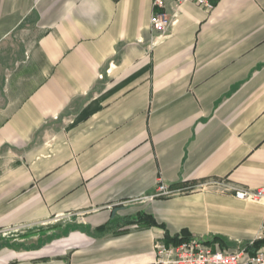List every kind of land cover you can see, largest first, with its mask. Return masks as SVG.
Returning <instances> with one entry per match:
<instances>
[{"label": "crops", "instance_id": "0c3cea01", "mask_svg": "<svg viewBox=\"0 0 264 264\" xmlns=\"http://www.w3.org/2000/svg\"><path fill=\"white\" fill-rule=\"evenodd\" d=\"M153 10L0 0V264H155L160 235L256 239L264 204L207 183L264 186V0L186 2L161 38ZM161 182L177 194L145 199Z\"/></svg>", "mask_w": 264, "mask_h": 264}, {"label": "built area", "instance_id": "2783aa9c", "mask_svg": "<svg viewBox=\"0 0 264 264\" xmlns=\"http://www.w3.org/2000/svg\"><path fill=\"white\" fill-rule=\"evenodd\" d=\"M186 2H192L207 11L215 7V0H153L154 10L150 18V26L157 38L166 36L179 15L180 7ZM170 3L173 4L172 10L168 9ZM207 185L219 186L237 199L264 204V186L256 188L230 186L219 180L210 181ZM175 194H177L176 190L161 182L154 193L145 199L152 200ZM261 239H264V219L255 240ZM254 241L234 250H228L216 239L190 236L178 237L176 242H168L166 236L160 235L154 242L155 264H264V250L247 252V246L252 245Z\"/></svg>", "mask_w": 264, "mask_h": 264}, {"label": "trees", "instance_id": "16d2710c", "mask_svg": "<svg viewBox=\"0 0 264 264\" xmlns=\"http://www.w3.org/2000/svg\"><path fill=\"white\" fill-rule=\"evenodd\" d=\"M142 219H148L150 223L155 224L154 219L152 217H150V216L142 215L139 218V221L142 220ZM166 239L168 240V236H166ZM177 240H178V237L169 238L168 242H171V241H175L176 242ZM246 249H247V252H249V253H254V252H257L259 250H264V239L255 240L254 243L252 245H248Z\"/></svg>", "mask_w": 264, "mask_h": 264}, {"label": "rangeland", "instance_id": "374dc122", "mask_svg": "<svg viewBox=\"0 0 264 264\" xmlns=\"http://www.w3.org/2000/svg\"><path fill=\"white\" fill-rule=\"evenodd\" d=\"M8 234H9V235H16V234H19V232H18L17 230H14V231H12V232H9V233L6 232V233H5V235H8ZM1 238H2V237H1V235H0V239H1Z\"/></svg>", "mask_w": 264, "mask_h": 264}, {"label": "water", "instance_id": "95a60500", "mask_svg": "<svg viewBox=\"0 0 264 264\" xmlns=\"http://www.w3.org/2000/svg\"><path fill=\"white\" fill-rule=\"evenodd\" d=\"M117 210H118V209H115L113 213L115 214V213L117 212Z\"/></svg>", "mask_w": 264, "mask_h": 264}]
</instances>
